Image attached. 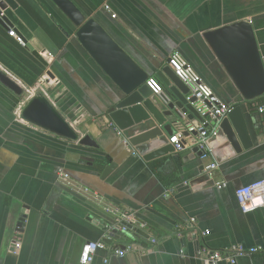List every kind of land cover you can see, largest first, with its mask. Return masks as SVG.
I'll use <instances>...</instances> for the list:
<instances>
[{"label":"crops","instance_id":"obj_1","mask_svg":"<svg viewBox=\"0 0 264 264\" xmlns=\"http://www.w3.org/2000/svg\"><path fill=\"white\" fill-rule=\"evenodd\" d=\"M3 1L9 28L0 25V71L27 94L18 98L0 84V264H79L86 243L107 242L106 230L115 222L106 209L127 214L143 243L112 238L91 264H208V252L236 245L261 249L236 264H264V209L243 214L234 195L264 179V116L243 102L202 37L249 21L264 64V0H70L149 77L176 52L222 103L241 107L253 146L221 164L213 158L218 168L212 175L204 172L208 161L199 159L188 135L185 157L173 153L144 163L126 149L104 120L117 88L79 45L71 23L49 0ZM48 73L52 78L46 83ZM38 92L99 148L22 121L23 106ZM189 125L184 117L175 134ZM107 156L118 167L101 180L96 162ZM60 170L68 180L58 177ZM125 246L131 251L124 258L110 253L111 247Z\"/></svg>","mask_w":264,"mask_h":264},{"label":"water","instance_id":"obj_2","mask_svg":"<svg viewBox=\"0 0 264 264\" xmlns=\"http://www.w3.org/2000/svg\"><path fill=\"white\" fill-rule=\"evenodd\" d=\"M49 1L74 27L75 38L82 49L116 86V94L104 120L110 122L120 134L125 141L124 147L133 151L144 163L158 162L173 154L169 140L175 135L180 121L186 117L193 125H198L202 118L192 103L186 102L188 89L169 68L168 59L166 66L154 77L162 89V94L155 96L146 87L149 75L114 42L98 22L93 18H86L70 0ZM5 9L6 3L0 0V13ZM8 24L5 17H0V25L6 30L9 28ZM202 37L244 103L264 96V64L249 21L242 20L218 27L203 33ZM26 48L30 49L29 46ZM32 55L44 64L38 53L32 52ZM47 76L52 78L50 73ZM0 84L18 98L25 94L2 71ZM20 118L55 137L82 147L99 148L91 136L81 137L43 92L37 93L25 103ZM181 142L186 144L185 139ZM207 145L218 164L253 146L240 106L232 107L215 135L208 139ZM185 156H189V153L182 154V157ZM117 167L118 164L107 156L102 161L100 179L105 180ZM202 179L209 180V177L204 175ZM22 221L20 219L19 222ZM123 236L118 229L110 234L111 238L116 239Z\"/></svg>","mask_w":264,"mask_h":264},{"label":"built area","instance_id":"obj_3","mask_svg":"<svg viewBox=\"0 0 264 264\" xmlns=\"http://www.w3.org/2000/svg\"><path fill=\"white\" fill-rule=\"evenodd\" d=\"M108 8L106 7V10ZM3 17V12L0 13ZM8 34L13 37L16 42L25 47L24 40L18 36L15 31L9 30ZM168 66L174 72L179 81L188 89L186 102L192 103L196 112L202 118L198 125H189L183 132H178L170 138L169 143L172 146L174 153H183L186 150L187 144L183 145L182 140L185 139V133L191 136V146L197 150L199 159L207 162L204 172L212 175L218 168V164L213 160L212 153L207 145L208 139L215 135L217 128L224 118L231 112L232 107L222 103L212 92V90L200 79L197 73L187 64L179 53H172L168 57ZM50 79L46 78L45 82L48 83ZM146 87L155 96L162 94L161 86L158 82L149 77L146 81ZM258 113L264 115V107L258 108ZM119 134V133H118ZM58 177L62 180H68V175L63 171L58 172ZM218 187H224L223 183H216ZM85 193H89L88 189H84ZM239 209L243 214L254 212L258 209H264V179L254 181L248 185L237 188L234 192ZM94 203L99 201L97 193H92ZM106 213H110L114 217V226H110L106 230L104 238L107 242L111 241L110 234L113 230L118 229L119 232L125 235L128 231L132 230V225L129 221V216L120 213L118 210L106 209ZM194 222V219H191ZM118 226V227H116ZM178 228V227H176ZM104 240L101 242H88L81 250L79 264H91L97 251L106 250L107 245ZM154 244L155 240H151ZM110 253L119 258H124L130 251L131 246L124 248L111 247ZM260 248H244L241 245L232 246L224 251L206 252V260L208 264H219L220 262H228L229 264H236L237 260L242 257H251L258 254ZM107 261H104L106 264Z\"/></svg>","mask_w":264,"mask_h":264},{"label":"trees","instance_id":"obj_4","mask_svg":"<svg viewBox=\"0 0 264 264\" xmlns=\"http://www.w3.org/2000/svg\"><path fill=\"white\" fill-rule=\"evenodd\" d=\"M248 107H250L251 111L254 112H258V108L259 107H264V96L252 101V102H247L246 103ZM264 116V115H262ZM98 164L97 168L99 170V172H101L102 169V162L101 161H97L96 162ZM177 183V181L175 182V184ZM131 224V223H130ZM113 225V224H112ZM132 225V224H131ZM124 240L127 241H131V242H137V243H143L139 233L137 232V230L135 229V226L132 225V230L128 231L124 236H123ZM121 240V239H120ZM109 245V244H107Z\"/></svg>","mask_w":264,"mask_h":264},{"label":"rangeland","instance_id":"obj_5","mask_svg":"<svg viewBox=\"0 0 264 264\" xmlns=\"http://www.w3.org/2000/svg\"><path fill=\"white\" fill-rule=\"evenodd\" d=\"M39 93V92H38ZM27 94V93H26ZM26 94H24V96H23V98L26 96ZM35 94H37V93H35ZM25 100H26V98H25Z\"/></svg>","mask_w":264,"mask_h":264}]
</instances>
